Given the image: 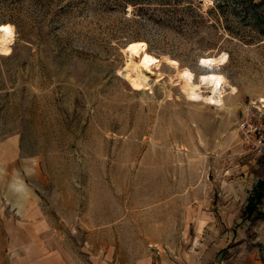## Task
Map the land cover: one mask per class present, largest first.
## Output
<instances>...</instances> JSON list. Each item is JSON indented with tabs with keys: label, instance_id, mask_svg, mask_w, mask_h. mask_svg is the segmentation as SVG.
Returning <instances> with one entry per match:
<instances>
[{
	"label": "rangeland",
	"instance_id": "1",
	"mask_svg": "<svg viewBox=\"0 0 264 264\" xmlns=\"http://www.w3.org/2000/svg\"><path fill=\"white\" fill-rule=\"evenodd\" d=\"M2 23L0 264H264V157L236 131L264 100V0H0ZM138 40L195 76L225 52L222 101L166 63L134 89Z\"/></svg>",
	"mask_w": 264,
	"mask_h": 264
},
{
	"label": "bare ground",
	"instance_id": "2",
	"mask_svg": "<svg viewBox=\"0 0 264 264\" xmlns=\"http://www.w3.org/2000/svg\"><path fill=\"white\" fill-rule=\"evenodd\" d=\"M209 2L210 0H199ZM9 28L11 34L0 31V52L8 53L14 38V27L9 23L0 24V29ZM126 60L119 69V74L125 78L134 89L147 88L149 80L156 78L152 69H158L162 63L168 64L176 69L177 79L183 82L188 96L192 99L202 98L208 104H219L222 101L223 91L227 82L225 76L218 71L219 66L225 64L228 55L222 52L217 55L202 56L198 60V65L207 70L200 72L197 76L187 67L180 68L176 59L168 57H158L148 51L145 41H130L124 48ZM202 87L207 89V94L203 95ZM235 92L236 88L231 87ZM264 102L263 99H261ZM21 192L23 188L16 186L15 190Z\"/></svg>",
	"mask_w": 264,
	"mask_h": 264
},
{
	"label": "built area",
	"instance_id": "3",
	"mask_svg": "<svg viewBox=\"0 0 264 264\" xmlns=\"http://www.w3.org/2000/svg\"><path fill=\"white\" fill-rule=\"evenodd\" d=\"M242 149L264 157V102L258 100L254 111H248L237 124Z\"/></svg>",
	"mask_w": 264,
	"mask_h": 264
},
{
	"label": "trees",
	"instance_id": "4",
	"mask_svg": "<svg viewBox=\"0 0 264 264\" xmlns=\"http://www.w3.org/2000/svg\"><path fill=\"white\" fill-rule=\"evenodd\" d=\"M263 193H264V180L258 182L257 185L253 189V197H255V200H253L254 202L251 203L250 206L248 207L249 214H252L254 210L256 211V204L261 201ZM258 212H259L258 214L264 215V213L260 211Z\"/></svg>",
	"mask_w": 264,
	"mask_h": 264
},
{
	"label": "snow or ice",
	"instance_id": "5",
	"mask_svg": "<svg viewBox=\"0 0 264 264\" xmlns=\"http://www.w3.org/2000/svg\"><path fill=\"white\" fill-rule=\"evenodd\" d=\"M0 31L7 32L9 33V35L11 34V30L9 28H3V29H0Z\"/></svg>",
	"mask_w": 264,
	"mask_h": 264
}]
</instances>
